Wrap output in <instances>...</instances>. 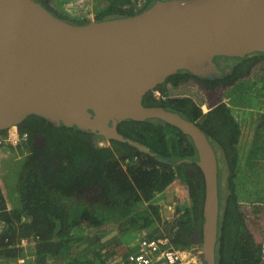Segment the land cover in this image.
<instances>
[{
  "label": "trees",
  "instance_id": "trees-1",
  "mask_svg": "<svg viewBox=\"0 0 264 264\" xmlns=\"http://www.w3.org/2000/svg\"><path fill=\"white\" fill-rule=\"evenodd\" d=\"M38 1L74 24L91 20V0ZM142 1L134 8V0H105L93 20L133 15L155 0ZM227 61L232 66L217 78L179 70L155 88L161 99L148 90L142 104L161 105L195 122L216 152V264H264V93L258 97L264 92V53ZM200 83L220 85L217 97ZM203 103L209 105L205 112ZM250 105L263 108L251 111ZM29 117L44 122L47 141L41 149L13 147L12 156L1 161L11 163L2 177L13 205L7 208L0 192V264H130L137 246L128 243L136 231L167 236L175 249L202 242L203 175L194 162L176 164L197 158L192 140L178 128L154 119L119 122V132L147 145L152 155L117 140L98 145L90 131ZM175 185L182 188L183 204L163 218L156 195Z\"/></svg>",
  "mask_w": 264,
  "mask_h": 264
},
{
  "label": "water",
  "instance_id": "water-1",
  "mask_svg": "<svg viewBox=\"0 0 264 264\" xmlns=\"http://www.w3.org/2000/svg\"><path fill=\"white\" fill-rule=\"evenodd\" d=\"M264 53V0H155L128 16L74 24L38 0H0V131L28 115L117 140L119 121L158 119L188 135L203 175L201 253L216 264L218 159L195 122L142 96L179 70L219 74L224 58ZM94 139V137H93Z\"/></svg>",
  "mask_w": 264,
  "mask_h": 264
},
{
  "label": "built area",
  "instance_id": "built-area-1",
  "mask_svg": "<svg viewBox=\"0 0 264 264\" xmlns=\"http://www.w3.org/2000/svg\"><path fill=\"white\" fill-rule=\"evenodd\" d=\"M156 99H161L159 90L154 91ZM164 98V97H163ZM30 134L26 130H19L17 126L10 127L0 132V150L8 154L13 147L27 146ZM3 156L0 152V160ZM2 165V164H1ZM0 192L3 195L0 187ZM5 201L6 197L3 195ZM7 203V202H6ZM8 208V207H7ZM26 242V240L24 241ZM138 250L129 254L128 262L130 264H186L192 250L175 249L170 245V239L167 236L149 238L145 234L137 239ZM264 246H262V251ZM195 264H201L196 262Z\"/></svg>",
  "mask_w": 264,
  "mask_h": 264
},
{
  "label": "rangeland",
  "instance_id": "rangeland-1",
  "mask_svg": "<svg viewBox=\"0 0 264 264\" xmlns=\"http://www.w3.org/2000/svg\"><path fill=\"white\" fill-rule=\"evenodd\" d=\"M107 1V0H106ZM105 3V0H91V4H90V13H91V17H93L94 13L98 10V8L102 7L103 4ZM143 5V1L142 0H134V4H133V7L134 8H140L142 7ZM233 64L232 61H226L225 65L229 67H231ZM264 92H259L258 93V97ZM253 97V96H252ZM257 97V96H256ZM262 99H264V96L262 97ZM227 100V99H226ZM205 104V103H203ZM201 104V105H203ZM206 108V106H204V109ZM246 108V107H245ZM263 107H252L251 105L248 106V109H250L251 111H256V110H262ZM32 148V143H28L27 147H26V151H28L29 149L31 150ZM11 151V150H10ZM8 154L6 153H2L4 151L0 150L2 156H3V160L7 159L8 157L12 156V152ZM28 153V152H26ZM1 161L2 159L0 160V187L2 189V192H3V195L6 197L7 199V207L10 209L12 208V205H13V200L11 199L12 197L10 196V198L8 197V194H9V189L7 188L6 184L4 183V180H3V175L2 174H6L9 170H10V167L9 165L11 163H7L6 162V165L2 164L1 165ZM4 165V166H3ZM224 174H222V177H221V184L223 186L224 184ZM7 175V174H6ZM158 196V200L159 201H155L159 208H160V213L162 215L163 218H171L172 215L175 214V208L177 206H180L183 204V201H182V197L184 198V193L182 192V188L181 186H177V188L173 189V191L171 190H165L163 191L162 193H157ZM143 232H139V231H136V233H132L131 237H130V241H129V245L131 244H135L136 245V239L139 237L140 234H142ZM144 234V233H143ZM32 242V241H31ZM25 245H30L33 244V243H30L28 240L24 243ZM17 264H24L23 262H16Z\"/></svg>",
  "mask_w": 264,
  "mask_h": 264
},
{
  "label": "flooded vegetation",
  "instance_id": "flooded-vegetation-1",
  "mask_svg": "<svg viewBox=\"0 0 264 264\" xmlns=\"http://www.w3.org/2000/svg\"><path fill=\"white\" fill-rule=\"evenodd\" d=\"M216 63V71L217 70H219V74H215V75H209L208 73H207V75L205 76V78H217V77H219V76H221V75H223L224 73H223V71L222 70H224L225 68V63H226V60H225V58L224 59H221V60H219L218 62H215ZM222 67V68H221ZM222 69V70H221ZM229 69L230 68H228V69H226V70H224V72H228L229 71ZM195 76V75H194ZM198 77V76H197ZM199 78H204V77H199ZM201 85L203 84V86L205 85V89H209L208 90V94L211 96V97H217V95H215V93L216 92H218V91H220V85H215V86H213V87H211L210 88V85H208L207 83H200ZM155 89V88H154ZM154 89H152V91H153V93H154ZM206 105H207V109H206V111L209 109V105L206 103ZM30 115H28V116H26L25 117V120H26V122H22L21 121V124L20 125H17V128L19 129V130H22L26 125H33L34 127L29 131V134H30V138H29V140H30V142L32 143V145L34 146V147H38V148H42V145L47 141L46 139H47V134H48V132L46 133L45 132V126L43 125V121H41L40 119H38V118H31V117H29ZM128 120V119H127ZM154 120H158V119H154ZM124 121H126V120H123V121H119V122H124ZM119 122H117V124H116V128H117V130H118V127H117V125L119 124ZM49 124H51L50 122H49ZM124 127H130L128 124H124ZM44 131V133H42ZM118 132H119V130H118ZM120 133V132H119ZM184 134V133H183ZM95 137H94V142L95 143H97L98 145H109V143H110V141L111 140H109V141H106L104 138H103V136L102 135H94ZM188 136V135H187ZM93 137V136H92ZM133 147V146H132ZM187 171H189V170H192V168H187L186 169Z\"/></svg>",
  "mask_w": 264,
  "mask_h": 264
},
{
  "label": "clouds",
  "instance_id": "clouds-1",
  "mask_svg": "<svg viewBox=\"0 0 264 264\" xmlns=\"http://www.w3.org/2000/svg\"><path fill=\"white\" fill-rule=\"evenodd\" d=\"M91 20H93V17L90 18ZM227 59H231V58H225V60L227 61ZM222 68V67H221ZM228 68H225L224 70H226ZM155 90H158V89H154ZM204 106H206V108L204 109ZM201 108L202 110L205 112L206 109H207V105L206 104H203L201 105ZM249 110V109H248ZM3 131V130H2ZM30 142V140H29ZM27 147V146H26ZM136 158V156L134 157V159ZM128 160V159H126ZM219 185V184H218ZM178 185H175V189L177 188ZM159 194V193H158ZM6 206H7V203H6ZM143 234V233H142ZM141 234V235H142ZM145 234V233H144ZM143 234V235H144ZM139 235V237L141 236ZM146 235V234H145ZM138 239V238H137ZM137 239H136V246H137V250H138V245H137ZM27 241V240H26ZM171 241V240H170ZM25 243V242H24ZM170 245H171V242H170ZM191 249L192 250V255L190 256V258L188 259L187 263L186 264H195L196 262H200L201 264H205L204 261H203V258L201 257V260H196L195 256L196 254H201L202 256V253H201V243L200 244H192L189 248H186L184 250H189ZM19 263V262H18Z\"/></svg>",
  "mask_w": 264,
  "mask_h": 264
},
{
  "label": "crops",
  "instance_id": "crops-1",
  "mask_svg": "<svg viewBox=\"0 0 264 264\" xmlns=\"http://www.w3.org/2000/svg\"><path fill=\"white\" fill-rule=\"evenodd\" d=\"M4 165H6V163H5ZM4 165H3V166H4ZM2 175H4V174H2ZM172 216H173V215H172ZM16 264H17V263H16Z\"/></svg>",
  "mask_w": 264,
  "mask_h": 264
}]
</instances>
